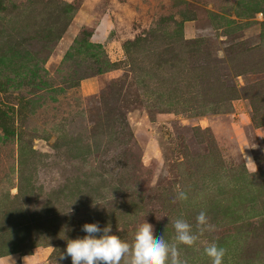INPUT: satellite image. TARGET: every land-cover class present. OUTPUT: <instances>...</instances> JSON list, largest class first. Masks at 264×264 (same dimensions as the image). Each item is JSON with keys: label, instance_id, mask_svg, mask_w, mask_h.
Masks as SVG:
<instances>
[{"label": "rangeland", "instance_id": "obj_1", "mask_svg": "<svg viewBox=\"0 0 264 264\" xmlns=\"http://www.w3.org/2000/svg\"><path fill=\"white\" fill-rule=\"evenodd\" d=\"M201 211L182 261L264 264V0H0V258Z\"/></svg>", "mask_w": 264, "mask_h": 264}, {"label": "clouds", "instance_id": "obj_2", "mask_svg": "<svg viewBox=\"0 0 264 264\" xmlns=\"http://www.w3.org/2000/svg\"><path fill=\"white\" fill-rule=\"evenodd\" d=\"M177 199L185 201L188 196L185 192L178 191ZM160 218L157 215V219ZM171 223L175 230L174 242L171 243L165 240L164 235L156 237L153 225L147 221L137 227L131 243L118 235L110 234V225L101 229L97 223H86L82 230L87 235L68 239L66 254L62 253L60 259L70 256L72 264H186L180 258L179 245L194 246L206 231L215 230L204 211L196 217V231L183 219H176ZM101 232L103 235L97 236ZM204 252L212 264H223L226 255L223 247L212 243L205 247Z\"/></svg>", "mask_w": 264, "mask_h": 264}, {"label": "crops", "instance_id": "obj_3", "mask_svg": "<svg viewBox=\"0 0 264 264\" xmlns=\"http://www.w3.org/2000/svg\"><path fill=\"white\" fill-rule=\"evenodd\" d=\"M0 264H44L40 255L23 256L21 258L16 255H9L0 258Z\"/></svg>", "mask_w": 264, "mask_h": 264}]
</instances>
